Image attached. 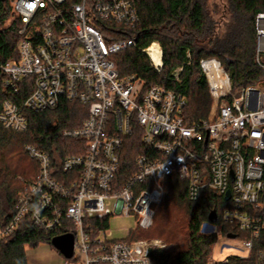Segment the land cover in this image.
<instances>
[{
  "label": "built area",
  "instance_id": "1",
  "mask_svg": "<svg viewBox=\"0 0 264 264\" xmlns=\"http://www.w3.org/2000/svg\"><path fill=\"white\" fill-rule=\"evenodd\" d=\"M10 4L21 20V39L18 59L0 65L3 90L16 96L23 86L30 94L20 104L4 101L2 125L24 131L25 111L51 110L63 99L80 102L87 115L80 126L64 130L65 138L79 142L60 165L47 152L26 147L38 163V176L19 193L12 219L0 228V240L29 222L59 237L72 236L76 264H159L151 252L164 249L166 241L116 239L110 218L133 216L138 227L149 229L163 200L165 179L177 175L188 182L191 201L205 189L227 201L223 221L250 235L248 240L235 239L241 246L232 249L236 256L249 258L264 230V13L256 17L260 82L235 91L219 59L202 60L209 113L189 126L182 116L184 95L161 86L145 89L137 76L120 77L115 57L136 46L130 32L140 20L137 0ZM143 52L160 73L161 44L155 41ZM182 71L175 70L176 80ZM136 129L152 151L138 156L135 171L119 179L124 140ZM206 226L208 234L221 235L216 224Z\"/></svg>",
  "mask_w": 264,
  "mask_h": 264
},
{
  "label": "trees",
  "instance_id": "2",
  "mask_svg": "<svg viewBox=\"0 0 264 264\" xmlns=\"http://www.w3.org/2000/svg\"><path fill=\"white\" fill-rule=\"evenodd\" d=\"M211 1L137 0L140 20L130 32V36L136 38V46L115 57L120 77L137 76L145 81V89L161 86L184 95L187 105L182 116L189 126L209 113L210 94L200 68L202 60L219 59L231 76L235 91L260 82L255 67L256 17L264 13V0H228V8L220 19L214 17ZM20 27V17L13 11L10 0H0V65L18 59ZM155 41L163 49L160 73L154 70L143 52ZM188 52L190 57H187ZM178 67H183V71L176 80L174 73ZM3 80L4 74L0 70V113L5 100L20 104L30 94L22 86L20 95H6ZM25 115L28 127L24 131L15 132L0 122V228L12 219L17 197L26 183L38 176V163L26 147L32 145L47 152L55 165H60L65 157L75 153L79 142L65 138L63 132L80 126L87 110L78 101L63 99L57 108L39 113L25 111ZM151 151L142 143L138 129L126 137L120 154L119 179L132 174L136 158L147 156ZM188 190L187 181L177 175L167 177L163 201L149 232L143 236L133 232L128 236V240L166 239L164 249L151 252L159 264H208L218 240L215 234H203L202 226L211 222L214 212L215 224L223 235L239 240L250 238L248 232L223 221L222 211L228 205L223 197L205 189L197 201H191ZM177 206L184 207L188 219L182 238L172 210ZM262 219L264 221V212ZM56 238H59L57 233L45 232L24 222L12 236L0 240V264H28L26 248L49 245L57 250L53 242ZM218 264H264V230L255 240L249 258L232 255Z\"/></svg>",
  "mask_w": 264,
  "mask_h": 264
},
{
  "label": "rangeland",
  "instance_id": "3",
  "mask_svg": "<svg viewBox=\"0 0 264 264\" xmlns=\"http://www.w3.org/2000/svg\"><path fill=\"white\" fill-rule=\"evenodd\" d=\"M210 8H211V11L214 17H216V19H220L221 15H225L224 12L228 8V0H212L210 2ZM22 180L24 179H21V181ZM172 210L175 214V218H177L176 223L178 225V228H180V232H181L180 237L182 238L183 235L186 233L185 228H186L187 220H188L186 210L182 206H179V207L177 206L173 208ZM206 224L208 223L206 222L202 226V233L205 235H210L207 232L208 226H206ZM109 229L113 232L114 237L116 239H128L129 232L131 230H133L134 232H138L140 236L146 235L149 232L148 229L138 227L137 220L135 217L124 216V215L119 216V217L110 218ZM216 236H217L218 242L213 248L208 264H218L219 262L223 261L227 256L238 254V252L232 248H240L241 246V243L238 241H235V238L229 239L227 236L223 235L222 231H221L220 236H218L217 234ZM43 246L45 245H40L38 249H40ZM35 249L36 248L34 249H31L29 247L26 248L28 254L35 251ZM242 255L245 256L247 255V253L245 254L242 253ZM67 264H76V263L73 259H67Z\"/></svg>",
  "mask_w": 264,
  "mask_h": 264
},
{
  "label": "crops",
  "instance_id": "4",
  "mask_svg": "<svg viewBox=\"0 0 264 264\" xmlns=\"http://www.w3.org/2000/svg\"><path fill=\"white\" fill-rule=\"evenodd\" d=\"M28 264H67V259L61 252L45 245L27 253Z\"/></svg>",
  "mask_w": 264,
  "mask_h": 264
},
{
  "label": "water",
  "instance_id": "5",
  "mask_svg": "<svg viewBox=\"0 0 264 264\" xmlns=\"http://www.w3.org/2000/svg\"><path fill=\"white\" fill-rule=\"evenodd\" d=\"M230 192L227 193V198H229ZM216 213L214 212L211 216V222L212 224H215L217 218H216ZM54 245L56 249L61 252L66 258H72L73 256V242L74 239L72 236L67 235V236H62L59 238H56L54 241Z\"/></svg>",
  "mask_w": 264,
  "mask_h": 264
}]
</instances>
